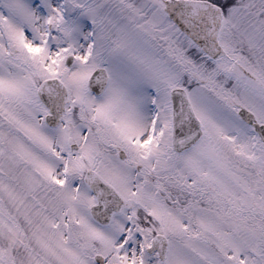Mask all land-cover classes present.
Masks as SVG:
<instances>
[{
  "label": "snow or ice",
  "instance_id": "1",
  "mask_svg": "<svg viewBox=\"0 0 264 264\" xmlns=\"http://www.w3.org/2000/svg\"><path fill=\"white\" fill-rule=\"evenodd\" d=\"M0 264H264V0H0Z\"/></svg>",
  "mask_w": 264,
  "mask_h": 264
}]
</instances>
